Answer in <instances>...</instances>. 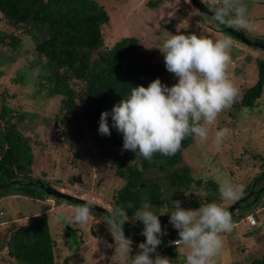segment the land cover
Returning a JSON list of instances; mask_svg holds the SVG:
<instances>
[{
	"label": "rangeland",
	"instance_id": "obj_1",
	"mask_svg": "<svg viewBox=\"0 0 264 264\" xmlns=\"http://www.w3.org/2000/svg\"><path fill=\"white\" fill-rule=\"evenodd\" d=\"M96 1L104 5L110 16L109 22L102 27L105 46L108 48L123 37H137L142 43V50L156 62L164 60L158 48L171 34L194 33L212 39L229 35L236 42L231 52L233 63L230 71L234 83L241 91V98L246 88L254 85L258 79L257 63L264 61V48L249 45L224 30V24L217 23L212 12L211 15L201 13L191 0H153L156 6H150L149 0ZM201 1L208 7L210 0ZM246 3L249 17L259 26V30H235L243 32L250 40H264V0H246ZM11 31L12 27L0 12V34ZM22 43L19 50L13 51L7 44L0 42V106L6 100L22 117L20 127L31 137L34 148L33 176L47 180L51 186L65 193L85 200L91 199L94 204L106 209L113 207L116 192L125 183L115 172L118 163L113 154L115 150L110 148V158L106 157L103 150L93 149L91 136H85V145L73 149L71 143L76 136L83 135L85 129L81 130L78 123L67 118H55L57 114L61 116V96H49L43 87L38 90L35 80L46 71L42 64H31L34 58L33 38L23 35ZM24 68L26 79L23 83H15L14 79ZM160 80L168 86L177 82L166 69ZM239 104L240 101L222 113L211 129L210 137H214L215 131L220 128L231 129V134L220 148L215 147L210 138L205 144L194 140L183 152V163L189 165L193 176L203 183L209 180L217 182L226 177L236 184L244 185V189L251 183H257L256 188H260L258 192L262 191L255 206L236 209L231 214L236 227L232 233L225 235L224 249L217 258V264H258L256 260H264V181L254 180L264 170V89L253 109L238 108ZM75 151L80 155H75ZM104 161L109 162L108 166ZM33 188L40 192V198L16 194L15 187L0 196V234L13 223L45 212L56 241L55 264H66L67 261L68 264H116L113 249L105 244L114 242L101 214L93 213V226L67 225L65 218L79 204H69L67 200L52 195L49 201L39 187ZM203 195L201 189L195 188L189 196L197 199ZM233 203H228L226 207ZM185 209L194 208L188 206ZM170 210L171 207L166 204L156 211L152 208L158 215ZM250 212L255 213L256 225L245 220V215ZM164 216L169 217V214ZM129 223L132 225L129 229L131 232L140 229L142 232L143 223ZM161 225L165 230L171 224L168 221ZM133 242L135 253L140 242ZM163 244L157 248L160 255L169 257L174 264H184L183 254L171 256L163 251ZM102 254L104 260L100 259ZM0 264L18 263L9 257L7 248H3L0 249Z\"/></svg>",
	"mask_w": 264,
	"mask_h": 264
},
{
	"label": "trees",
	"instance_id": "obj_2",
	"mask_svg": "<svg viewBox=\"0 0 264 264\" xmlns=\"http://www.w3.org/2000/svg\"><path fill=\"white\" fill-rule=\"evenodd\" d=\"M148 4L156 6L153 0H149ZM0 12L6 23L12 27L10 33L0 34L1 43L7 44L14 51L22 47L23 35L33 38L34 61L31 64H42L46 71L35 80L38 90L43 87L49 96H61V116L57 114L55 118H67L78 123L81 130L85 129L83 135L74 138L71 143L73 149L76 150L78 145H85L86 137L91 136L92 140H89L93 149L103 150L106 157L110 156V148L115 150L114 158L118 159L115 172L125 183L116 192L113 208L126 206L131 202L134 207L128 210V215L132 216L145 198L155 211L165 204L171 207V200H180L184 209L188 206L195 209L207 202H219L217 182L209 180L203 183L193 176L191 167L183 163V152L194 139L184 140L182 149L174 156L164 157L157 154L149 162L138 153L122 150L123 135L112 127L111 115L108 117L111 135L99 134L102 112H111L114 105L130 95L133 87H147L154 79H160L166 69L164 60L154 62L153 57L142 50V43L137 37H123L112 47L105 46L102 27L109 22L110 16L104 5L96 0H0ZM257 64L258 79L254 85L246 88L238 108L253 109L256 100L263 93L264 61H258ZM25 79L24 68L14 82L23 83ZM21 121L20 114L3 100L0 106V183L13 180L33 183L5 186L0 189V196L7 194L9 188L15 187L16 194L40 198V192L33 188L37 186L49 197L51 195L35 181L40 179L49 182L32 174L34 148L31 137L20 127ZM75 155L80 154L75 151ZM104 163L106 166L109 164L107 161ZM260 179L264 181V170L254 178L255 181ZM254 185L251 183L245 187L238 200L247 197L231 214L236 209L252 208L256 205L262 191L258 192L260 188H256L257 183ZM195 188L201 189L207 196L197 199L190 197ZM187 192L189 195H186ZM63 199L69 204L84 203ZM93 213L101 214L105 218L102 212L95 209ZM159 219L161 223L169 221V217L164 215H160ZM131 226L130 223L124 225L128 234L143 236L141 229L131 232ZM165 231L178 234L172 225L166 226ZM162 243L164 252L171 256L178 254V246L173 241ZM55 246L56 241L45 212L13 223L0 234V249L7 248L9 257L18 264H55ZM255 262L264 264V260Z\"/></svg>",
	"mask_w": 264,
	"mask_h": 264
},
{
	"label": "clouds",
	"instance_id": "obj_3",
	"mask_svg": "<svg viewBox=\"0 0 264 264\" xmlns=\"http://www.w3.org/2000/svg\"><path fill=\"white\" fill-rule=\"evenodd\" d=\"M208 7L219 24L250 32L259 30L249 17L246 0H210ZM235 46L236 42L229 35L212 39L194 33L171 34L158 49L166 70L177 82L168 86L156 78L147 87H133L130 95L114 105L111 112L101 113L99 134L111 135L108 123L111 115L112 127L123 135L122 150L138 153L149 162L157 154L174 156L188 138L201 144L211 138L213 145L220 148L231 129L220 128L210 137L211 129L242 95L230 71ZM217 184L219 202H207L195 209H184L180 200H171V210L158 215L152 211L153 205L147 198L132 217L128 215V210L134 207L131 202L106 209L104 223L114 243L105 244L113 249L116 264H174L169 257L157 252L162 237L168 234L159 219L164 214H169V223L178 232L179 237L172 241L179 246L178 254H183L184 264H217L225 235L236 227L226 205L240 199L244 192V185L226 177ZM94 206L91 199L74 206L65 218L66 224L93 226ZM137 221L143 223L141 235L145 240L136 246L138 250L134 253V242L125 236L124 225ZM100 259L104 260L105 256L102 254Z\"/></svg>",
	"mask_w": 264,
	"mask_h": 264
},
{
	"label": "water",
	"instance_id": "obj_4",
	"mask_svg": "<svg viewBox=\"0 0 264 264\" xmlns=\"http://www.w3.org/2000/svg\"><path fill=\"white\" fill-rule=\"evenodd\" d=\"M192 3L194 4V6L201 10V11H204L206 13H211L199 0H191ZM223 28L228 31L229 33H231L232 35L238 37L239 39H241L243 42L249 44V45H252V46H256V47H259V48H264V40H257V41H253V40H250L244 33H241L240 31H237L231 27H228V26H223ZM47 194L49 195H52L56 198H66V199H70L71 201L73 202H85L87 200L81 198V197H77L75 195H71L69 193H65L53 186H51L49 183H46V182H43L41 181L40 179H37L35 181ZM33 182L32 181H28V182H21L20 180H13V181H10V182H6V183H0V189H2L3 187L5 186H9L11 184H17V185H22V184H25V185H31ZM244 198H242L241 200H237L235 201L232 205H230V207L227 209L229 212L233 211V209H235L239 203L244 200ZM94 209L99 211V212H102L104 215H107V212H106V208L100 206V205H97V204H94ZM124 232H125V236L127 238H130L132 240H135V241H138V242H143L145 240V237L142 236H138V235H130L128 234L125 229H124ZM179 236L177 235H174L173 232L171 231L170 233H168L166 236H163L162 237V242H169V241H172L176 238H178Z\"/></svg>",
	"mask_w": 264,
	"mask_h": 264
},
{
	"label": "built area",
	"instance_id": "obj_5",
	"mask_svg": "<svg viewBox=\"0 0 264 264\" xmlns=\"http://www.w3.org/2000/svg\"><path fill=\"white\" fill-rule=\"evenodd\" d=\"M0 208H1V205H0ZM246 218L249 221V223L252 224V225L257 223V219H256L254 214H249V215H247Z\"/></svg>",
	"mask_w": 264,
	"mask_h": 264
}]
</instances>
